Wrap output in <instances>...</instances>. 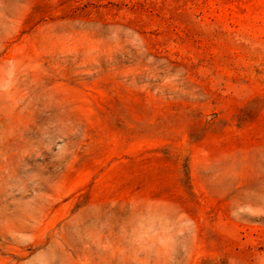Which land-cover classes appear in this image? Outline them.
Listing matches in <instances>:
<instances>
[{"label": "rangeland", "instance_id": "374dc122", "mask_svg": "<svg viewBox=\"0 0 264 264\" xmlns=\"http://www.w3.org/2000/svg\"><path fill=\"white\" fill-rule=\"evenodd\" d=\"M0 264H264V0H0Z\"/></svg>", "mask_w": 264, "mask_h": 264}]
</instances>
